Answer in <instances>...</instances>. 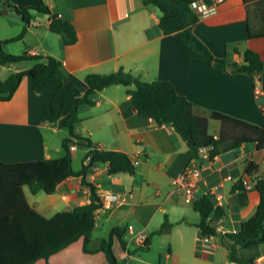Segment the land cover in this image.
<instances>
[{"label":"crops","instance_id":"0c3cea01","mask_svg":"<svg viewBox=\"0 0 264 264\" xmlns=\"http://www.w3.org/2000/svg\"><path fill=\"white\" fill-rule=\"evenodd\" d=\"M12 1L20 7L35 6L38 3L37 0ZM45 1L52 13H69L72 16L71 21L78 34L77 41L62 46L61 35L49 28L50 15L37 10L36 16L42 21L32 18L24 35L30 33L28 38L33 41L28 42L26 51L61 58L70 80L82 92L87 87L84 78L88 73H106L124 67L143 81L170 80L179 93L195 104L199 113L209 114L217 110L264 126V74L254 79L231 68L221 70L213 63L197 61L191 57L188 45L178 31L150 36L148 29L154 28L156 31L163 16L155 5L147 4L144 0ZM9 17V9L0 13L2 39L11 38L6 33L5 25V19ZM249 25L258 28L260 22L254 14H249L245 0H222L218 2L215 11L200 17L193 31L216 57L241 62L243 51L252 48L260 53L264 62V35L249 36ZM6 50L13 51L8 46ZM8 67L11 72L29 68L15 64ZM256 82H259L261 94L255 91ZM68 83L66 81L57 93L54 99L56 104L61 102ZM56 87L55 83H50L33 88L31 78L24 76L12 98L0 100L1 159L20 161L62 154V140L65 136L61 145L59 139L52 146L46 140V132L55 135L60 129L58 121H50L46 116L48 96ZM75 97L72 93L65 101L63 114L73 109ZM94 99V105L82 106L79 110L82 118L79 123H85L82 127L86 132L77 129L78 123L76 131L88 135L104 149L121 150L132 160H139L134 174H110L107 162H101L87 172V181L92 182L96 189L104 187L119 194L121 201L110 207L111 213L124 209L125 213L130 212L145 226L158 213H166L165 218L168 216L170 220L194 229L185 246L188 255L194 253L191 264H216L219 254L224 258V264H239L229 260L223 235L237 231L239 224L255 213L260 202V192L255 187L243 191L234 190L233 186L240 179L250 180L254 184L256 178L264 176V148L258 149L256 142L243 143L234 150L217 154L209 163L205 181L197 193L202 195L207 190H216L221 196L225 215L214 224L217 234L206 239L201 236L197 225L200 221L199 212L194 209L192 202L186 201L184 192L174 189L171 183L172 178L195 156L196 151L173 126L159 124L151 117L140 115L127 92V86L109 85L99 90ZM220 126V120L210 119V131L218 133ZM73 145L76 148L78 143ZM75 148H72L73 155ZM250 162L258 164V169L252 174L247 173ZM25 187L24 192L30 205L46 216L93 200L89 185L83 183L81 177L64 179L55 192L47 193V197L39 196L38 192L30 199ZM129 224L132 223L124 226L128 249L117 255L120 263L130 253L132 240L127 234V231L131 234ZM101 226L103 224L97 217L94 229ZM133 226L136 231L146 232L145 227ZM94 229L90 234L91 241ZM101 239L97 245H91L90 242V246L99 247ZM198 246L202 249L200 252ZM242 251L244 255L254 257L258 264H264V241ZM180 262V251L172 247L165 254L162 264ZM32 264L110 263L103 250L85 252L83 237H80L53 253L48 261L39 258Z\"/></svg>","mask_w":264,"mask_h":264},{"label":"trees","instance_id":"16d2710c","mask_svg":"<svg viewBox=\"0 0 264 264\" xmlns=\"http://www.w3.org/2000/svg\"><path fill=\"white\" fill-rule=\"evenodd\" d=\"M3 1L5 0H0V13L5 12ZM37 1L35 6H19L18 13L24 22L21 33L15 37L0 39V64L34 60L31 67L13 71L4 79L0 78V100H10L24 76L31 78L33 88L55 83L56 89L48 96L46 116L50 121H58L59 127L67 128L68 135L62 140L63 153L60 156L20 161H5L0 158V264H32L39 258L48 261L53 253L80 237H83L85 252L103 250L110 264H121L117 255L128 249L126 229L123 225L114 224L108 237L101 239L99 247L90 246V234L96 225L97 210L101 208L102 203L96 186L87 181L86 174L101 162L108 163L110 174L123 172L134 174L136 165L126 152L104 149L88 135L76 131V124L82 120L79 115L82 106L94 105V95L109 85H125L140 115L151 117L159 124L173 126L196 152L203 145H212L211 160L217 154L234 150L243 143L256 142L258 149L264 148V126L217 110H212L209 114L199 113L195 104L184 94L179 93L170 80L143 81L124 67L106 73H88L84 78L87 87L82 92L70 80L61 58L28 51L20 54L7 51L4 43L22 38L30 26L32 9L50 15L49 28L61 35L62 46L77 41L78 34L71 21L72 16L69 13L63 16L52 13L45 0ZM245 1L249 14H254L260 22L258 28L248 26V35H264V0ZM144 2L155 5L163 14L156 27L157 30L148 29L150 36L154 33L168 34L178 31L188 45L191 57L197 61L213 63L221 70L231 68L254 79L264 74V62L257 50L246 48L241 62L229 61L226 57H216L212 53L193 31L194 25L200 19L193 7L194 0H144ZM235 50L239 49L235 48ZM66 81L69 82L67 91L61 102L56 104L54 99ZM72 93L76 95L73 109L63 114L65 101ZM210 119L221 121L218 133L210 131ZM75 143L88 148L79 169L73 167L71 147ZM257 169L258 164L250 162L247 173L252 174ZM72 176L81 177L82 182L89 185L93 196L91 202L77 205L70 210H59L52 216L40 213L28 202L24 186H28L33 194L40 191L53 193L60 182ZM245 181L238 180L233 189L247 191ZM253 187L260 192V202L255 213L243 220L237 231L226 232L223 235L229 260L239 264H258L254 257L244 255L242 250L264 241V176L256 178ZM193 206L200 214L197 225L201 236L216 235L214 224L225 215L224 207L216 205L215 196L210 193L196 197ZM170 225L171 222L166 217L156 231L162 232ZM151 239L150 234L145 244L139 247H148ZM199 250H202L200 246L198 252Z\"/></svg>","mask_w":264,"mask_h":264},{"label":"rangeland","instance_id":"374dc122","mask_svg":"<svg viewBox=\"0 0 264 264\" xmlns=\"http://www.w3.org/2000/svg\"><path fill=\"white\" fill-rule=\"evenodd\" d=\"M37 14H38L37 10L32 9V18L36 17L38 21H42L41 18H37L36 16ZM5 20H6L5 25L7 28L6 29L7 35H10L11 37H15L21 33L24 26V22L21 16L19 15V13L15 12L13 9H10V17L6 18ZM29 34L30 33L24 35L22 38H16L5 42L4 48L7 49L8 46V49L13 50L9 52H13L17 54L25 52L27 49L28 42L33 41L31 40V38L30 39L28 38ZM33 63L34 60H24L21 62L8 63L5 65L0 64V78L2 79L6 78L9 75V73L12 71L8 66H12L15 64L17 66L30 67V65H32ZM84 124H85L84 122L77 124V129H79V131H81L82 133L86 132V130L82 127ZM66 135H68L67 128L60 127L59 132L55 135L46 132V140L48 145L52 146L56 142V140L59 139L61 145V140ZM86 150L87 147L85 145L78 144L76 146L73 155V167L75 169H79L82 166V161L86 154ZM53 155L56 154L54 153ZM25 190L27 191L30 199H32L33 196L37 195V194H32L28 186L25 187ZM38 194L39 196H45V197L48 196V194L44 191H40ZM111 210L112 208H107L105 209V211L100 212V214L98 215V221H100V223L103 224V226L94 229L92 234L91 245H97L100 239L103 237L107 238L113 224L118 223L120 225L126 226L128 223H132L137 228L145 227L146 232L151 234L152 239L149 246L144 248H140L138 243L132 241L130 243L129 256L121 260L122 264H162L165 254L168 253L172 249V247L180 251L181 254L180 264H191V260L194 258L193 255L194 253L191 252V254L188 255L186 253L185 246L187 239L191 236L190 234L191 230H194L192 229V227H188L189 225H185L183 223L180 224L168 218L169 221L171 222V226L162 232H157L156 230L165 221L166 213L163 212L158 213V215L155 216V218L151 221V223L145 226L144 222L135 219L130 212L125 213L126 211L124 209H120L118 213H111ZM193 212L194 211L191 210V214H193ZM109 215L111 217L107 218V216ZM127 234L129 235L128 237L130 238L131 234L129 233V231H127ZM115 249L118 252L117 247ZM217 257L218 258L216 264H224V258L222 257V255L219 254Z\"/></svg>","mask_w":264,"mask_h":264},{"label":"built area","instance_id":"2783aa9c","mask_svg":"<svg viewBox=\"0 0 264 264\" xmlns=\"http://www.w3.org/2000/svg\"><path fill=\"white\" fill-rule=\"evenodd\" d=\"M222 0H215L208 2L206 0H194L193 7L195 12L199 17H204L211 14L217 9V4ZM59 16H63L62 12L58 13ZM256 93L261 94L259 88V82L255 84ZM264 108V105H263ZM212 145H203L199 147L195 156L189 160V162L184 166V168L172 178V186L176 190H182L185 195L187 202H192L198 197L197 190L200 188L201 184L205 181L206 170L208 169L211 160L210 150ZM71 148H75L72 145ZM139 160H133L134 165L138 164ZM231 178V175H228ZM253 183L250 180L245 181V187L247 189L253 187ZM206 193L213 194L216 199V205H221V196L216 193V190H207ZM97 194L101 200L102 206L97 210V217L101 211L110 208L121 201L119 194L112 189L99 187L97 189ZM128 228L131 232L130 240L138 243L139 245L145 244L148 238V234L144 230L136 231L134 230L133 224H129ZM207 239V236H204Z\"/></svg>","mask_w":264,"mask_h":264},{"label":"water","instance_id":"95a60500","mask_svg":"<svg viewBox=\"0 0 264 264\" xmlns=\"http://www.w3.org/2000/svg\"><path fill=\"white\" fill-rule=\"evenodd\" d=\"M2 6L5 8V9H13L15 12H19V6L16 5L15 3H13L11 0H5L2 2Z\"/></svg>","mask_w":264,"mask_h":264}]
</instances>
